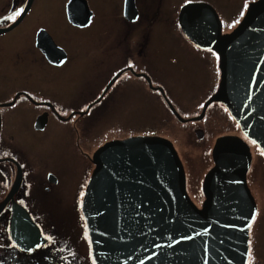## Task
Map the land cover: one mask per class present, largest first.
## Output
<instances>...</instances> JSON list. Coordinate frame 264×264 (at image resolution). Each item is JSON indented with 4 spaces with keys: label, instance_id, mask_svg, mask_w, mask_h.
<instances>
[{
    "label": "flooded vegetation",
    "instance_id": "af4514ba",
    "mask_svg": "<svg viewBox=\"0 0 264 264\" xmlns=\"http://www.w3.org/2000/svg\"><path fill=\"white\" fill-rule=\"evenodd\" d=\"M5 1L7 4H3ZM69 1L63 4L62 13L66 21L63 22L67 30H72L71 33L64 34L58 28L43 24L32 25V38L21 45L25 35L17 34L16 28L32 14L35 0L13 27L20 16L14 21L5 17L14 15L15 10L25 9L27 0L20 4L15 0H0V29H5L0 31V130L5 119L7 132L8 127L11 129L12 149L26 150L27 154L26 158L18 157L17 160L12 157L13 161H8L15 171L10 180H5V171L0 169V204L17 173L20 172L21 176L19 189L0 214V223L7 227L13 203L27 212L40 232L41 228L60 223L67 213L70 219H75V213L81 211L85 186L93 169L94 152L112 140L134 137L129 134V124L122 119L135 111L136 108L131 107L133 102L143 104L142 109L146 108V100L150 98L151 105L156 107L155 112L161 114L160 98L168 113L176 117V83L213 81L212 91L204 103L214 94L220 79L218 55L213 50L197 47L198 44L183 30L179 16L186 4L210 6L218 17L221 33H227L235 28L228 27L234 19L244 17L248 8L243 5L247 2L249 7L260 0H109L98 4H89L85 0L90 15L81 6L84 2L74 6L78 25L68 19ZM242 11L243 16L240 15ZM39 15H36L37 20L43 18ZM40 29L52 37L62 52L48 47L46 40L42 47L36 45ZM56 35H61L60 41ZM18 37H21L18 43L21 46L12 53ZM3 70L5 76H2ZM208 110V126L214 127L219 118L220 127L224 130L214 138L215 142L218 137L227 136L224 133L227 128L223 113L225 107L221 103H210L200 111L204 114L201 121L207 120ZM39 116L45 117L42 129L35 127ZM82 118L91 124L90 129H84ZM104 127L112 128L113 132L107 140L99 142L98 139L104 136ZM137 136L155 135L144 133ZM89 137L97 138L96 145H87ZM48 144L60 146L63 150L52 164L30 160L29 152L33 146ZM84 146L93 147L92 152H84ZM178 155L185 171L187 193L193 203L201 207L204 200L202 184L200 188L196 183L192 184L197 167ZM261 166L264 170V165ZM257 168L248 175L249 168L246 175L247 186L256 205L248 241H252V264H264V171ZM191 195L203 198L193 200ZM61 212L65 215L59 214ZM43 238L46 239L45 236ZM9 239L4 256L1 253V264H12L19 254L26 257L29 264H35L36 255L32 251L38 248L24 251ZM46 240L41 247H48L49 240ZM0 244L4 242L0 241ZM28 255L33 257L29 259Z\"/></svg>",
    "mask_w": 264,
    "mask_h": 264
},
{
    "label": "water",
    "instance_id": "95a60500",
    "mask_svg": "<svg viewBox=\"0 0 264 264\" xmlns=\"http://www.w3.org/2000/svg\"><path fill=\"white\" fill-rule=\"evenodd\" d=\"M80 1L85 3L70 0L67 6L69 21L77 25L74 6ZM32 2L27 0L11 27ZM81 6L90 15L87 4ZM197 7L181 9L180 25L193 42L217 53L220 70L218 88L203 111L211 102H222L245 137L264 151V0L250 4L237 27L225 35L213 9ZM44 126L45 117H37L35 127ZM202 134L197 131L199 139ZM211 156L213 167L202 183L204 200L197 207L187 194L181 160L167 139L135 136L98 148L81 207L95 264H246L248 225L256 213L246 183L250 149L242 139L224 136L216 139ZM19 173L0 213L20 184ZM9 236L24 251L46 242L15 203Z\"/></svg>",
    "mask_w": 264,
    "mask_h": 264
},
{
    "label": "rangeland",
    "instance_id": "374dc122",
    "mask_svg": "<svg viewBox=\"0 0 264 264\" xmlns=\"http://www.w3.org/2000/svg\"><path fill=\"white\" fill-rule=\"evenodd\" d=\"M16 4L21 3L22 0H15ZM67 0H35L34 2V10L32 14L24 23H22L19 27L16 28L19 32L17 34H23L25 37L23 38V44L29 41L33 34H30L32 25L43 24L48 26L49 28L56 29L58 28L61 33H71L72 30H67L66 23L63 22V4L66 3ZM89 4H98L104 1L109 0H87ZM3 4H7L5 1ZM41 14L39 15V12ZM36 15L43 17L41 20H37ZM65 21V20H64ZM66 22V21H65ZM238 25V24H237ZM237 26H235L236 28ZM235 28L227 33H221L222 35L230 34ZM15 30V31H16ZM221 32V31H220ZM30 34L29 36H27ZM61 35H56V39L60 41ZM19 41H21V37H18L15 40L16 47L20 48ZM5 48H9L5 46ZM214 51V50H213ZM6 60V59H4ZM3 60V61H4ZM12 60V58L10 59ZM15 65L14 63H12ZM6 72L3 70L2 76H5ZM23 77V76H22ZM220 81V79H219ZM219 85V83H218ZM213 88V81H209L208 83H198V81H188V82H178L174 85V91L176 97V102H174V106L177 108L178 112L174 111L175 116H172L168 113L165 104L159 98V103L162 104L163 111L161 114L155 112L156 107L151 105V99L147 98V106L144 107L143 104H140L139 101L133 102L131 104L132 108H136L135 111H132L130 114H126L122 117L127 124L130 126V135L137 136L144 135V133H149L155 136L149 137H159L163 139H167L173 145V147L177 150L178 154L181 155L182 160H187L189 164L197 167L195 173L197 175L193 176L192 181L201 187L202 180L208 168L213 165V160L211 156V150L214 145V138L220 134H223V128L220 127L219 118L214 127L208 126L210 125V111H206V121L195 120L194 118L199 116H204L203 109L201 110V105L204 103V99L208 97ZM218 88V86H217ZM12 97H10L11 99ZM145 102V101H144ZM211 103H221L222 102H211ZM205 105V103H204ZM203 105V106H204ZM215 106V105H213ZM224 107V104H223ZM201 111V112H200ZM225 114L227 128L225 132L227 136H239L246 144H248L251 157L252 164L250 167V175L251 171L256 167H261L260 171H264L261 165H264V156H262L261 149L255 143L248 140L245 135L242 133L239 125L233 118L230 116L229 112L225 109L223 111ZM183 117L184 121H181L178 117ZM202 116V117H203ZM97 118L100 119L101 116L97 114ZM83 119V118H82ZM205 119V118H204ZM1 130H0V169L5 171V180H10L14 171V167L5 160L7 157L15 158L18 160L19 158H26V150H17L12 149L13 147V138L11 137V129L10 127L8 132L6 130L5 119H3ZM84 129H90V123L87 120H84ZM186 122V123H182ZM9 126V125H8ZM208 128V130H207ZM200 129L204 130V137L199 139L197 136V131ZM104 136L101 139H98L99 142L103 140H107L112 134L113 129L108 127L103 128ZM109 132V134H108ZM6 134V135H5ZM148 137V136H147ZM97 138L91 139L89 137L87 145H96ZM27 145V144H26ZM28 146V145H27ZM54 146V147H53ZM29 147V146H28ZM59 147V148H58ZM93 147L84 146V152L91 153ZM30 160L35 161L36 163H45L52 164L63 151L60 146H55L48 144L47 145H36L30 150ZM41 160H35V159ZM93 163V162H92ZM88 167L85 165V168ZM95 165L93 164V169ZM257 168V169H258ZM92 169V170H93ZM255 171V170H254ZM18 174V173H17ZM86 181V177L84 178V184ZM6 188V187H5ZM19 189V187H18ZM190 193V190H189ZM200 193V192H199ZM191 194V193H190ZM201 195V194H200ZM192 196V195H191ZM13 197V196H12ZM197 197V196H196ZM193 200H201L203 197L194 198ZM61 215H65V212L59 213ZM67 213L62 221L58 224L48 226V228H41L40 234L45 236H51L52 239L47 243L48 247H40L35 251H32L33 254L36 255L35 264H93V260L91 257V247L89 238L87 235V239H85L86 226L83 220V216L80 212L75 213V219H70V216ZM73 217V218H74ZM1 221V217H0ZM69 223H67V222ZM40 231V229H39ZM8 234V227L5 223H0V241H3L4 244H0V259L1 253L7 251L8 243H10ZM46 240V239H45ZM47 242V240H46ZM45 242V243H46ZM44 245V244H43ZM42 245V246H43ZM264 246V243L262 244ZM29 259L33 256L28 255ZM1 264V263H0ZM12 264H29L28 259L23 257L22 254H19L15 257V261ZM260 264V263H259Z\"/></svg>",
    "mask_w": 264,
    "mask_h": 264
},
{
    "label": "snow or ice",
    "instance_id": "6c2138e0",
    "mask_svg": "<svg viewBox=\"0 0 264 264\" xmlns=\"http://www.w3.org/2000/svg\"><path fill=\"white\" fill-rule=\"evenodd\" d=\"M189 2H190V0H189ZM243 7H244L245 9L248 8V3L246 2V3L243 5ZM24 11H25L24 8H20L19 10H15V11H14V15H12V16H8V17H5V19H9V20H13V21H14V20L17 19V17L21 16V14L24 13ZM240 15L243 16V15H244V12L242 11V12L240 13ZM239 23H240V20L234 19V20L231 22V24L228 25V27H230V28L235 27V26H236L237 24H239ZM197 47H199V45H197ZM208 51H212V49H208ZM217 59H219V57H217ZM201 107H203V105H201ZM252 143H256V141L253 140ZM260 154H261L262 156H264V151H261ZM253 219H255V217H253ZM248 227H249V229H251L252 225L249 224ZM84 235H85V239H87V232H85ZM188 238L190 239V237H188ZM46 239L51 240L52 237H51V236H48ZM251 246H252V241L249 240V241H248V247H249V250H248V257H249V259H248V264H252V252H251ZM35 247H36V248H40V247H41V244L37 243V244L35 245ZM28 250H29V251H32L33 249L29 248ZM93 264H95V260H93Z\"/></svg>",
    "mask_w": 264,
    "mask_h": 264
},
{
    "label": "bare ground",
    "instance_id": "6f19581e",
    "mask_svg": "<svg viewBox=\"0 0 264 264\" xmlns=\"http://www.w3.org/2000/svg\"><path fill=\"white\" fill-rule=\"evenodd\" d=\"M185 6H191V7H195V8H198L197 6H200V7H203V8H206V7H210V6H205V5H201V4H186ZM184 30V29H183ZM44 40H46V44L48 45V47H50V48H52V49H57V50H60L61 52H62V50H61V48L59 47V46H57L56 44H55V42H54V40L52 39V37L45 31V30H43V29H40L38 32H37V35H36V45L37 46H42V45H45V41ZM233 137H237V138H239V136H235V135H232ZM113 141H117V140H112L111 142H113ZM11 187H12V185H11ZM11 187H10V189H9V191L11 190ZM13 195H14V193H13ZM7 196V195H6ZM6 196H5V198H6ZM204 196V195H203ZM11 199H12V197H11ZM10 199V200H11ZM9 200V201H10ZM8 201V202H9ZM81 207H82V202H81ZM198 207V206H197ZM1 214V213H0ZM81 214H82V212H81ZM83 216V215H82ZM83 220H84V218H83ZM84 222H85V220H84Z\"/></svg>",
    "mask_w": 264,
    "mask_h": 264
}]
</instances>
